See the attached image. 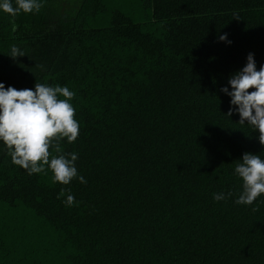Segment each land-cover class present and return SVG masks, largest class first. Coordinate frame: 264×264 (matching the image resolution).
<instances>
[{
  "label": "trees",
  "instance_id": "obj_1",
  "mask_svg": "<svg viewBox=\"0 0 264 264\" xmlns=\"http://www.w3.org/2000/svg\"><path fill=\"white\" fill-rule=\"evenodd\" d=\"M41 2L0 12V83L75 92L60 147L86 183L28 175L0 145V264H264V195L234 202L235 164L264 145L220 92L249 53L264 65V0H79L67 18Z\"/></svg>",
  "mask_w": 264,
  "mask_h": 264
},
{
  "label": "clouds",
  "instance_id": "obj_2",
  "mask_svg": "<svg viewBox=\"0 0 264 264\" xmlns=\"http://www.w3.org/2000/svg\"><path fill=\"white\" fill-rule=\"evenodd\" d=\"M41 7V0H0V12L11 17L36 13ZM12 30L15 31V24ZM218 40L231 44L226 33ZM8 56L15 59L25 56V52L12 45ZM227 85L220 88L230 98L227 116L233 112L238 114L239 123L256 130L259 142L264 145V65L257 70L254 56L249 53L246 64L230 75ZM74 96L75 92L68 86L59 84L35 83L34 90H17L0 83V145L7 149L13 165L26 170L28 175L47 174L50 170L53 181L62 185L70 184L73 179L86 183L76 168L78 154H65L60 147V141L73 143L79 136L80 124L71 102ZM234 175L242 180L236 204L252 205L264 195V158L260 155L245 152L235 164ZM60 195L64 196L67 207L78 204L72 194L62 190ZM232 195L231 192L214 193L213 200L226 201Z\"/></svg>",
  "mask_w": 264,
  "mask_h": 264
},
{
  "label": "rangeland",
  "instance_id": "obj_3",
  "mask_svg": "<svg viewBox=\"0 0 264 264\" xmlns=\"http://www.w3.org/2000/svg\"><path fill=\"white\" fill-rule=\"evenodd\" d=\"M58 14L62 18L70 17L76 10L79 0H55Z\"/></svg>",
  "mask_w": 264,
  "mask_h": 264
}]
</instances>
